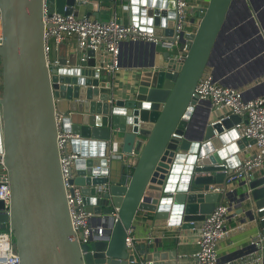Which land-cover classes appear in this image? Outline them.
<instances>
[{
    "label": "water",
    "instance_id": "water-1",
    "mask_svg": "<svg viewBox=\"0 0 264 264\" xmlns=\"http://www.w3.org/2000/svg\"><path fill=\"white\" fill-rule=\"evenodd\" d=\"M261 1L208 0L206 7L194 6L191 15L200 13V22L195 33H180L179 44L187 48L183 60L167 52L159 61L161 44L124 43L133 49L135 62L127 66L132 81L119 85V71L97 72L108 62L102 52L78 49L68 60L59 58L50 71L43 0H0V161L11 191L8 207L0 201V230L12 233L21 264H179L177 252H161L152 238L148 246L134 243L136 252L130 253L127 239L137 216L152 219L155 228L187 230L226 198L237 203L234 215L259 230L235 256L246 260L263 252L264 175L244 182L242 195L207 192L211 185H225L224 165L232 173L242 164L239 152L256 142L240 139L234 128L240 117L217 118L209 102L193 99L209 67L217 77H228L227 86L247 82L234 83L243 77L245 69L239 68L253 57L238 48L244 38L236 28L262 9ZM82 4L47 0L50 15L73 14ZM127 6L132 25L149 26L157 36L175 40L174 0H128ZM252 92L264 96V84ZM191 105L196 106L193 115L187 111ZM59 110L64 129L81 137L71 141L80 158L70 184L82 188L86 211L102 229L87 245L79 243L67 204L57 143ZM73 118H78L75 124ZM183 118H191L190 123ZM114 143L119 153L136 154V165L127 167L132 174L124 169L117 180L111 176Z\"/></svg>",
    "mask_w": 264,
    "mask_h": 264
},
{
    "label": "built area",
    "instance_id": "built-area-1",
    "mask_svg": "<svg viewBox=\"0 0 264 264\" xmlns=\"http://www.w3.org/2000/svg\"><path fill=\"white\" fill-rule=\"evenodd\" d=\"M176 3V12L178 23L176 26L177 36L175 40H170L169 36H157L153 30L141 28L140 26H126L116 20L100 21L88 17H77L74 13L70 15L57 14L52 15L48 12L47 0H43V22L44 36L43 46L46 58V64L51 71L53 67L59 65V59L54 55L55 48H59L67 43L72 37L77 38V46L81 51L92 50L97 53L107 54V63L104 67H97V72L105 70L109 73H116L122 67V48L126 42H146L161 44L167 50H173L180 47V33L185 31L190 22V7L187 0H174ZM263 4V0L261 1ZM262 9L254 10L249 19L243 21L236 29L243 36V42L238 48L243 54H253L252 59L242 65L239 70L245 69L241 73L243 77L235 79L234 83H243L242 87L227 86L228 77L219 78L215 75L214 67H209L203 77L197 84L193 99L197 104L202 102L210 103V111L215 112L222 109L230 111L231 115L241 118L234 128L238 131L240 139L255 141L254 146L249 145L247 150L253 147L257 152L249 157L240 166H236L232 173L228 166L224 171L227 176L225 185H211L207 192L223 193L224 195L234 194L233 187L237 183H250L251 178L257 171L264 167V96L255 97L253 89L264 84V16L260 17ZM240 16L239 13H235ZM252 20L253 22L251 23ZM2 23L0 14V46L3 44ZM187 54V48L182 46L178 58L183 60ZM231 54V52H230ZM86 60L85 58L82 61ZM252 63L249 68L248 64ZM251 69V70H250ZM249 79L251 81H249ZM227 81V82H226ZM246 84V85H245ZM191 108H187L190 113ZM193 115V112L190 113ZM230 115V116H231ZM227 116L226 118L230 117ZM63 114L57 113L56 125L58 129V150L60 154V165L62 179L66 189L67 204L71 217V223L74 232L78 236L80 245H87L94 232L97 230L91 221V215L86 211L84 195L82 188L70 184L73 176L71 170L75 162L80 158L77 152H69L68 145L71 141L80 139L79 135L66 131L62 125ZM191 118H183V121L190 123ZM174 137L183 140V136L174 134ZM112 158L122 161L126 167L136 165V154L125 155L119 153L118 144L114 143ZM251 191H249V194ZM0 201H3L6 207L11 201V191L9 177L6 173V167L3 161H0ZM237 203L234 199L226 198L224 202L218 205L211 215L202 222V228L197 238L198 251L193 255V264H231L222 263L219 256V244L225 240L235 229L229 228V219L234 213ZM238 227L236 229H239ZM102 234V229H99ZM131 232L129 231V236ZM13 235L10 231L0 230V264H21L20 258L14 248ZM127 246L130 253H135L136 248L132 238L127 239ZM134 260L130 264H136ZM245 264H264V250L257 257L244 259Z\"/></svg>",
    "mask_w": 264,
    "mask_h": 264
},
{
    "label": "crops",
    "instance_id": "crops-1",
    "mask_svg": "<svg viewBox=\"0 0 264 264\" xmlns=\"http://www.w3.org/2000/svg\"><path fill=\"white\" fill-rule=\"evenodd\" d=\"M128 0H105V2L100 3L96 0H78V3H83L78 5L74 14L79 17H90L91 19H102L103 21L116 20L123 25L131 26L132 17L129 13V8L127 6ZM190 7H199L201 5L207 6L208 0H187ZM190 22L195 19L194 24H190L185 28L186 33H195L197 25L200 22V13L191 15L189 11ZM99 18V19H98ZM135 24V23H134ZM133 24V25H134ZM141 27V26H140ZM150 28L147 26V29ZM182 46L175 47L173 50H167L163 47L158 49L157 59L159 61L163 60L164 54L171 52L174 56L179 55ZM78 50L77 38L72 37L67 43L63 44L59 48H55L54 55L59 59H69L70 56ZM121 58L123 61L122 68L118 72L117 80L120 81L119 85H125L132 81V72L127 67L128 64H133L135 62L134 51L128 46H124L121 53ZM99 66V65H98ZM1 81V78H0ZM62 111L66 110V107L61 106ZM60 114H64L61 110ZM58 111V112H59ZM214 116L217 118H224L230 116L231 113L227 109H222L213 112ZM64 117V115H63ZM78 118H73L72 123L75 124ZM81 139V137H80ZM108 143V142H107ZM75 147L72 144L68 145V151L74 152ZM257 152V148L240 151L239 157L243 162L251 157ZM114 167H112V179H120L124 169L129 174H132L133 168L127 169L124 163L118 160L113 162ZM264 175V167L257 171L254 176L260 178ZM244 182L237 183L234 185L233 190L238 195L243 194ZM235 195V194H234ZM233 195V196H234ZM238 207H236L237 209ZM243 216L231 215L229 219V228L235 229L230 235L219 244V256L222 263L231 262V264H245L244 258L235 256V253L239 252L250 245L252 239L258 235L259 230L255 223L244 222ZM135 230L131 233V238L136 245H150V239H155L159 242L161 252H177L179 256V264H193V255L198 251L197 238L199 236L200 230L202 228V223H197L195 228L183 230L181 228H172L167 226L166 228H155L153 226L152 219H147L142 214L137 216L134 222ZM95 229L99 230L101 227L93 223ZM241 227L239 229H236Z\"/></svg>",
    "mask_w": 264,
    "mask_h": 264
},
{
    "label": "rangeland",
    "instance_id": "rangeland-1",
    "mask_svg": "<svg viewBox=\"0 0 264 264\" xmlns=\"http://www.w3.org/2000/svg\"><path fill=\"white\" fill-rule=\"evenodd\" d=\"M0 66H1V60H0ZM5 231H8V230H5Z\"/></svg>",
    "mask_w": 264,
    "mask_h": 264
}]
</instances>
